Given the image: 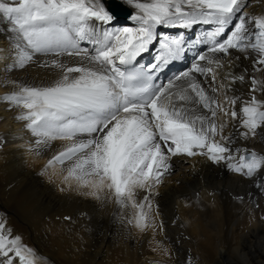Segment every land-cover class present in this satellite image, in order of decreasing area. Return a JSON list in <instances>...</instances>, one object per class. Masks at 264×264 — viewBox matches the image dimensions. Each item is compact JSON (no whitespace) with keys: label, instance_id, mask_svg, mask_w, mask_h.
Masks as SVG:
<instances>
[{"label":"snow or ice","instance_id":"1","mask_svg":"<svg viewBox=\"0 0 264 264\" xmlns=\"http://www.w3.org/2000/svg\"><path fill=\"white\" fill-rule=\"evenodd\" d=\"M119 2L139 10L131 16L139 26L105 30L101 41L94 39L90 22L111 25L117 19L104 0H0V16L12 23V31L22 41L13 67L35 63L57 73L47 86L23 85L4 99L24 109L17 118L27 121L26 127L41 138L38 144L51 139L72 141L48 166L73 161L65 179L74 177L92 195L106 188L118 203L125 198L132 201L141 210L137 226L143 228L147 226L142 223L145 205L132 200L134 190L151 192L162 183L172 157L206 156L247 178L264 171V154L234 148L232 136L223 134L228 120L236 121L238 116L243 129L239 136L245 140L264 127V99L257 96L264 95V78L247 69L239 76L223 72L226 64L217 58V54L228 57L231 50L243 53L245 59L254 53L253 73L264 74V14L244 11L248 0ZM198 22L215 25L208 33L212 46L189 69L166 84H154L162 65L177 60L184 51L183 33L168 36L158 32V26L187 29ZM89 40L92 51L81 47ZM155 44L159 51L153 62L140 65L139 59ZM246 76L249 99L229 97L232 84L244 82ZM20 239L10 237L0 224V256L4 257L0 264H17V260L34 264L26 255L31 250Z\"/></svg>","mask_w":264,"mask_h":264},{"label":"bare ground","instance_id":"2","mask_svg":"<svg viewBox=\"0 0 264 264\" xmlns=\"http://www.w3.org/2000/svg\"><path fill=\"white\" fill-rule=\"evenodd\" d=\"M104 2L111 5V11L122 5L131 13L127 17L115 15L117 19L111 25L90 22L94 39L103 41L105 30L139 26L131 19L139 14L133 5L119 0ZM248 4L244 11L264 14V0L258 4L248 0ZM12 28V23L0 16V224H4L10 237L21 238L20 243L31 250L26 255L34 264H264V171L247 178L206 156L172 157L162 183L151 192L134 190L132 200L145 205L146 219L142 223L147 226L141 228L137 226L141 210L133 207L132 201L125 198L118 203L114 192L106 188L98 196L92 195V190L74 177L65 179L73 161L48 166V161L72 141L51 139L38 144L41 138L26 127L27 121L17 118L24 109L10 106L4 97L19 92L23 85L47 86L57 79V73L35 63L13 67L17 44L22 45V41ZM214 28L204 22L187 29L158 26V32L168 36L184 34V51L161 74L163 84L189 69L196 57L212 46L208 33ZM81 47L92 51V40L82 42ZM158 51L159 45H153L149 57L153 60ZM217 58L226 64L223 72L239 76L247 69L258 79L264 78V74L253 73L254 53L245 59L243 53L231 50L228 57L217 54ZM249 87L246 76L244 82L232 84L227 95L247 100ZM257 96L264 99L260 93ZM218 99L223 100V94ZM240 107L238 102V114ZM217 119L220 122L219 115ZM242 130L238 116L236 121L228 120L223 134L232 136L234 148L264 154V127L247 140L239 136ZM11 215L18 216L25 225H15ZM29 238L36 248L24 242Z\"/></svg>","mask_w":264,"mask_h":264},{"label":"rangeland","instance_id":"3","mask_svg":"<svg viewBox=\"0 0 264 264\" xmlns=\"http://www.w3.org/2000/svg\"><path fill=\"white\" fill-rule=\"evenodd\" d=\"M247 12V11H246ZM162 32H164V31H162ZM8 208L10 209V210H12V211H14L13 209H12V206H10V205H8ZM4 211H5V209H3ZM6 213H8V214H11L9 211H6ZM12 217H13V219H14V224L15 225H21V226H24L25 225V223L18 217V216H15V215H11ZM19 232H21L20 230H19ZM24 234V233H23ZM26 234H24V236H25ZM24 242L28 245H30V247H32L33 248V246L36 248V246H35V244L34 243H32V240L29 238V241L27 242V240H24ZM92 243H94V242H92ZM49 261V260H48ZM49 263H51L50 261H49Z\"/></svg>","mask_w":264,"mask_h":264},{"label":"water","instance_id":"4","mask_svg":"<svg viewBox=\"0 0 264 264\" xmlns=\"http://www.w3.org/2000/svg\"><path fill=\"white\" fill-rule=\"evenodd\" d=\"M113 12L116 16L119 17H127L131 13L129 8L122 5H117L116 7H114Z\"/></svg>","mask_w":264,"mask_h":264}]
</instances>
